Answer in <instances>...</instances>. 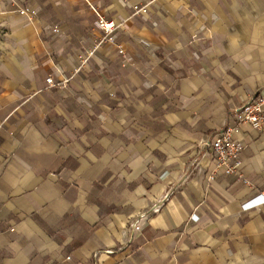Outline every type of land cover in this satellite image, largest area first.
<instances>
[{"label": "crops", "instance_id": "0c3cea01", "mask_svg": "<svg viewBox=\"0 0 264 264\" xmlns=\"http://www.w3.org/2000/svg\"><path fill=\"white\" fill-rule=\"evenodd\" d=\"M150 1L106 0L123 32L83 64L81 1H0V264H264V133L230 134L242 178L207 155L264 85V0Z\"/></svg>", "mask_w": 264, "mask_h": 264}, {"label": "built area", "instance_id": "2783aa9c", "mask_svg": "<svg viewBox=\"0 0 264 264\" xmlns=\"http://www.w3.org/2000/svg\"><path fill=\"white\" fill-rule=\"evenodd\" d=\"M1 1V0H0ZM4 1H15L21 6L16 8L13 13L18 16H26V14L30 15L29 22H33L37 18V9H35V0H4ZM82 2L83 7L91 10L94 15V24L96 29L102 35L100 40L93 39V43L90 47L79 56L78 62L81 64L92 54V52L100 47H102L103 42H113L119 35L122 34V22L118 19L110 18L106 13L102 12V9L106 5V0H79ZM123 2V4L127 3V0H119ZM152 1L146 0V2L141 6H133L135 13H141L146 16V19L150 22L152 18L148 12H146L145 7L149 5ZM60 2L58 1L56 5ZM48 12L52 16H56L55 7L52 6L48 9ZM73 16L77 15V11L71 13ZM154 23V22H153ZM44 29L48 31L47 36L51 39H56L61 37L65 41L68 40V35L66 34L67 28L63 22L59 20L57 22L46 23ZM5 33L1 32L0 37H4ZM1 42V40H0ZM149 51L153 52V47H148ZM117 52L122 54V49H118ZM131 58H124L123 64L130 62ZM187 65V64H185ZM125 67V66H124ZM124 67H121L120 70H124ZM47 82L50 84H54V79L52 77L46 78ZM227 124L225 127L220 130L214 132L211 135V138H214L212 142H210V151L207 154L216 160V167L220 168L222 166L225 167L226 174H235L237 178H242L240 173H237L236 166L241 158V150L247 145L251 148H254V143L246 144L244 138L233 139L230 134L233 131L237 130V125L239 124H247L251 130H259L264 133V85L258 87L255 91L252 92L246 99L242 100V102L237 105V107H233L228 109L227 111ZM235 125V126H234ZM14 127H10L8 131L13 133ZM51 167L49 168V170ZM259 195L258 197H260ZM198 203H202L203 199L198 197ZM255 200V199H254ZM254 200L247 202L244 204V207L252 204ZM262 203L264 202V198L261 197ZM259 207V206H257ZM237 215H233L235 217ZM143 226L137 221H132L129 225V236L131 240L137 238L140 234Z\"/></svg>", "mask_w": 264, "mask_h": 264}]
</instances>
